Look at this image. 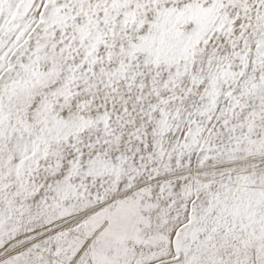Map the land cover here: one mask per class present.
Listing matches in <instances>:
<instances>
[{
	"label": "snow or ice",
	"instance_id": "6c2138e0",
	"mask_svg": "<svg viewBox=\"0 0 264 264\" xmlns=\"http://www.w3.org/2000/svg\"><path fill=\"white\" fill-rule=\"evenodd\" d=\"M0 264H264V0H0Z\"/></svg>",
	"mask_w": 264,
	"mask_h": 264
}]
</instances>
